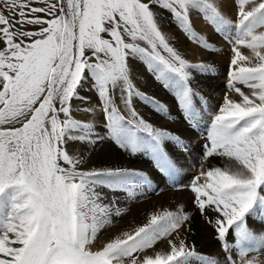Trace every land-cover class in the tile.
Segmentation results:
<instances>
[{"label": "snow or ice", "instance_id": "snow-or-ice-1", "mask_svg": "<svg viewBox=\"0 0 264 264\" xmlns=\"http://www.w3.org/2000/svg\"><path fill=\"white\" fill-rule=\"evenodd\" d=\"M248 3L254 6L245 10ZM154 9L168 12L185 34L193 12L222 29L232 27L218 0H0V264H113L122 257L140 264L141 250L181 226L179 214L153 215L95 249L99 221L110 215L95 189H124L143 177L120 167L81 170L83 156L67 148L98 138L92 123L73 116L72 101L86 81L100 97L109 135L131 154L158 153L161 140L171 135L153 129L132 105L135 97L156 102L135 89L129 59L148 63L191 114L197 94L190 87V69L211 66L186 61L169 43L174 37L162 32ZM237 16L228 87L240 100L225 94L212 116L211 147L204 153L234 159L236 170L211 167L201 173L204 183L193 178L190 191L219 239L235 228L241 240L256 242V248L241 249L243 256L264 249V237L257 239L245 226L248 215L264 217V31H257L264 29V0H239ZM190 39L199 37L194 33ZM237 45L252 55H243ZM117 91L128 117L120 113ZM77 110L84 117L95 111ZM168 243L170 253L146 256L142 264H192L200 258L183 240L179 246Z\"/></svg>", "mask_w": 264, "mask_h": 264}, {"label": "rangeland", "instance_id": "rangeland-1", "mask_svg": "<svg viewBox=\"0 0 264 264\" xmlns=\"http://www.w3.org/2000/svg\"><path fill=\"white\" fill-rule=\"evenodd\" d=\"M228 1H230L232 4L231 3L229 4V2H227V1H224L223 3L225 5L224 7L226 8V10H229L228 16H230V18L234 17V19L231 20L232 21V27L230 29H222L221 27H218L216 24L209 23V21L207 19H206V21H204L205 19L203 16L197 15V13L194 12V16H191V18L193 17V20L191 19V21L193 22L195 20L196 24L195 25L190 24L188 26V31L185 34V32L182 31L179 26H177V24H176L177 22L172 20L171 15L168 12L163 10V12H165V14H166L165 17L167 19H169V22L167 24L168 30L175 31L176 34L178 33L177 36H174V39H172V38L169 39L171 41L169 43L173 47H175L181 53L182 57L186 61H188L190 64L203 63L205 65L211 66L210 71H204V70L198 69V68L190 69V87H191L192 91L197 94L193 97V100H192L191 114L182 110V104L177 99L176 90L172 87L166 88L165 83H167V81H165L163 79L158 80L157 79L158 74L153 72V71H150V66L148 63H146L144 60H142L140 58H136V59H138L139 62L138 61L137 62H131L130 63L131 66L128 64V67L130 68V80L132 81L135 89L146 94L147 97L153 98L154 101L156 102V103H149L143 97H135L132 100V104H133L136 112L139 114V117H142L143 121H145V122H147V124L151 125L153 129H161V130H164L166 133L171 134L170 136H166L165 138H163L161 140L160 150L158 153H153L152 151H143V150L138 151V153H142V155L145 156L147 164L149 165L148 167L152 168V170L157 172L154 175V177L163 176L164 177L163 181L165 182V185L167 182L168 188L169 189L171 188L170 190L174 191L173 195L170 197V199L172 201L176 200L177 196H176L175 192L176 193L179 192L180 195L183 194L184 196H186L184 198V200L182 199L183 200V202H181L182 205L177 206V208L175 206V208L178 211L176 215H178V213H179V215L181 217L180 222H179L181 224V227H182L181 231L179 232L180 233V240L182 238L186 241L190 240L189 243H186L187 248L189 250H190V248H192V247H190V245L194 246V244L199 242L200 239L204 238V235H205L204 227H207L208 229L211 227V226H209L206 217L201 215L199 213V211H198V215H197L198 217L192 216L193 214L191 213L190 203H192L194 193H192L190 191V185L193 183L194 177H199V180L197 181L198 183H200V182L204 183V177L201 176V173L199 171L206 172L209 168L212 167V165H213L212 160H214V158L216 156H218V155H216L213 158L205 157V159H204L203 155H205L204 153L206 150V146H208L209 148L211 147L208 136H209L210 126L212 123V116L218 112L220 105L223 103V98H222V96H221V98L219 97V93L221 92L222 89H224L223 91H225V92L231 91V89H229V87H228L229 70H230V60H231L232 56L234 55V52L232 51V48L234 46V42H233L232 38L234 36H236V29H235L234 25L238 20L237 11H238L239 0H228ZM256 2H259V0H256ZM231 5H233V7L235 8L234 10H231V7H232ZM245 10H250V3L245 5ZM200 17H201V19H200ZM198 23L203 24L204 25L203 27L206 26V28L203 29L205 31H202V32L199 31V28L201 26L200 27L197 26ZM194 33L199 37L198 40L190 39V37H192ZM179 35H181V39H180ZM211 36H213L214 38L213 37L211 38ZM105 38H108L107 35L105 36ZM174 45H176V46H174ZM183 46H186V47H183ZM190 47L192 48L193 52L198 53V55H197L198 57H196L197 59L194 58L195 60L192 59V61H190L191 59H189V58L187 59V49H189ZM194 47H196V48H194ZM237 47H239V50L241 51V53L243 55H245L246 52L249 51L248 48H246L242 45H237ZM163 54L167 56V53H163ZM246 55L251 56L252 53L246 54ZM129 61H131V60H129ZM132 63H134V65H136L135 68L133 67ZM138 63H140V64H138ZM132 71H133V73H132ZM134 76L136 77V79H134L135 78ZM140 77H141V79H139ZM208 78H209V80H208ZM142 79H144V80H142ZM204 79H206V80H204ZM142 82H144V83H142ZM240 85H242V84H237V86H239V87H240ZM143 86L147 89L150 88V90H154L155 93H153V94L146 93L147 90L143 89ZM88 87H89V89H88ZM241 89H242V91L244 90V88H241ZM157 92H158V94H157ZM78 96L80 97L79 99H75L72 101L73 116L76 119H83L85 122L92 123L94 126L95 133L97 134V137H98V138L94 137V139L96 141L95 143L84 144L85 146H87V148L82 147V150H81L82 152H80V153H82L84 155H82V154H80V155L83 156L84 160L96 163V167L99 169L100 168H106V167L107 168L108 167L109 168H116V167L122 166L120 163H118V161H115L116 162L115 165L110 164L111 160H112L111 155L116 156V154H117V155L122 156V154H123V156H124V152L126 149L122 148L115 141V139H113L109 135L108 129L106 128L104 113L102 112L101 108L98 106V103H97L100 100V97H99L96 89L93 88L90 85V83L85 87L83 84H81V86L78 88ZM168 96H170V97H168ZM89 97L92 100H90ZM85 98H86V100H85ZM80 99H82V100H80ZM89 102H90V104H89ZM116 102H117V105L119 107L120 113L123 114L124 116L128 117L129 113L125 110L124 105L121 103V101L119 99V91H117V93H116ZM84 104H86V105H84ZM137 104H139V105H137ZM171 105H172V107H171ZM86 106L87 107L91 106V108L96 107L98 109V111H95L94 113H89L87 115V117H84L82 115V111H78L77 109L82 110ZM99 110L101 111L100 113H99ZM96 112H98V113H96ZM97 115L99 116L98 121L96 119ZM148 115H150V116H148ZM92 118L95 120H93ZM148 118H150L149 121H148ZM137 126L138 127H144L143 124H138ZM201 134H204V135H201ZM205 134H206V136H205ZM186 135L188 137H193L195 139V141L192 143L191 139L187 138ZM176 138L184 140L183 151H181L182 147L178 148V151L179 152L181 151L183 153V155L185 157L186 165L188 167V172L186 174L181 175V177H180L181 182L183 184H185L184 186L181 185L180 183H178L176 180V177L178 176V171L175 169V166H177V164H179L180 162L172 156V153H170V150H172L174 141H177ZM140 139L143 142H147L149 138L146 136V134L141 133ZM144 139H145V141H144ZM202 139H203V141H202ZM100 141H102L103 144L102 143L99 144ZM81 145H83V144H81ZM197 146H199L200 148H197ZM100 148H101L102 152L98 151V149L100 150ZM127 150L130 151V149H127ZM103 151L105 153H103ZM200 151H202V152H200ZM84 152H86V153H84ZM94 152H96V153H94ZM144 152H145V154H143ZM134 155H136V154H134ZM198 155H199V158H197V160H196V157ZM134 157L135 156H133V158ZM208 163L211 164L210 167L207 166ZM99 164L101 167H99ZM122 167H120V168H122ZM174 169H175V172L173 171ZM132 170H135L138 173H140L142 175L143 179L142 180L137 179L135 183L130 184L128 187H126L124 189H112V188H109L107 186L97 187L98 190L96 192L101 194V198L99 200V201H101V202H99L101 205H107L108 204L109 206H111V204H112L111 200H114V199L118 200L120 198H123V199H120L121 202H123V203H121L120 200L117 201L118 203L115 201L116 203L114 205H116V206L118 205V207L114 208V210H111L110 215H108L111 218V221L113 220V218L115 216L117 217V219L113 223L106 224V222L104 220L105 218L103 216L101 217L99 223L102 224L103 226L101 225L97 229L96 239L94 240V243H93L95 249L100 248L101 245L103 246L105 243H107L110 240L109 239V237L111 235L110 228L113 229L112 227H116L112 236L118 235V233L124 229L125 223H124V220L120 219V217H122V215L124 216V215L130 213V210L134 207L133 205H136V203L134 202V199L137 198L136 202L139 203L141 196H144L147 193H149L148 190H154V189H152V183H151V179L154 178L153 176L149 177L148 173L146 174V172H142V171H146L142 167L133 168ZM143 189H145V190H143ZM117 192H120V193L122 192V193H121V195H118V194H116ZM157 193L158 192H156V191H152V194H154V196H157ZM126 197H129L130 199L126 198ZM0 200H4V197H0ZM105 200H107V201H105ZM122 204H123V206H124V204H127L128 206L123 208ZM192 205H194V204L192 203ZM117 210L121 213L120 215H115V212ZM187 210H189L190 212H187ZM185 214L189 216L188 220H183V215H185ZM259 216L262 218L261 215H259ZM246 221H248L247 216L245 219V226H246L247 230L254 237H256L254 235L253 231H251L252 228L246 224ZM107 225L109 227H107ZM136 228L137 227H135L133 230H135ZM262 228H264V217L262 218V222L257 227V229L259 230L258 234H260L261 237H264V231H262ZM133 230L131 232H133ZM175 231H173V232H175ZM100 233L103 234L102 237L99 236ZM187 233L192 234L191 239L188 237ZM165 236H163L161 238H164ZM228 238L230 239L229 243H230L231 247L234 248L235 254H233L232 259L235 261L236 264H244L243 263L244 261L245 262H247V261L253 262L254 259H256V255H258V253H259V255L264 254V249H263V250H260L259 252L245 251L243 256H241V249L247 250L248 248H256L257 244L254 240L253 241L241 240L239 235L237 234L235 228H233L230 230V232L228 234H226V237L223 240L218 238L217 233H216V236L213 237L214 241H217V243L219 242L217 245V248L221 252V254L224 253L222 255V257L226 260H227V258H225L224 255H226L227 253L230 254L228 252V250H229L228 247H225L226 244H227L226 246H228ZM256 238L259 239V237H256ZM208 241H210V239ZM234 242L237 243V246H238L237 251H235L236 246L234 245ZM196 248L194 247L195 251L200 254V258L195 259L192 262L193 263L195 262V264H203V263L205 264V262H207L209 260V257H210L208 252L205 250H204L205 252L202 251V249L198 248L197 246H196ZM242 258L243 259L245 258V259L242 260ZM210 260H212V259L210 258ZM230 264H232V261H230Z\"/></svg>", "mask_w": 264, "mask_h": 264}, {"label": "bare ground", "instance_id": "bare-ground-1", "mask_svg": "<svg viewBox=\"0 0 264 264\" xmlns=\"http://www.w3.org/2000/svg\"><path fill=\"white\" fill-rule=\"evenodd\" d=\"M224 1H227V2H229V4L231 3L230 1H228V0H218V2H219V5H220V11H221V14L224 16V18L225 19H228V20H233L234 19V17H231L230 18V16H228V11L229 10H226V8L224 7L225 5H224ZM232 4V3H231ZM232 7H231V10H234L235 8L233 7V5H231ZM254 6V4L253 3H250V9H251V7H253ZM155 12H157L158 13V15H157V19H158V24H159V26H160V28H161V30H162V32L164 33V34H166L167 36H169V37H174V36H177L178 35V33L176 34V32L175 31H172V30H168V27H167V24H168V22H169V19H167L166 17H165V12H163V10L161 9H155L154 10ZM191 16H194V12L191 14ZM192 20H193V17L191 18ZM200 19H201V17H200ZM205 19V18H204ZM172 21V20H171ZM170 21V22H171ZM204 21H206V19L204 20ZM176 23V22H175ZM201 23V22H200ZM210 23V22H209ZM177 24V23H176ZM191 24H193V25H195L196 24V22H195V20L191 23ZM206 24V23H205ZM176 26V25H175ZM178 26V25H177ZM197 26H201L200 28H199V31L200 32H202V31H205V30H203L204 28H206V26L205 27H203L204 25L203 24H197ZM257 31H264V29H258ZM182 35V34H181ZM181 35H179L180 36V39H181ZM213 36H211V38H212ZM214 38V37H213ZM183 39V38H182ZM211 40V39H210ZM209 40V41H210ZM169 42H171L170 40H169ZM174 46H176V45H174ZM183 47H186V46H183ZM194 48H196V47H194ZM198 49V48H197ZM215 49V48H214ZM215 53V52H214ZM251 53V50L249 49V51H247L246 52V54H250ZM245 54V55H246ZM198 55V53L197 52H193L192 51V48L190 47L189 49H187V59L189 58V59H191L190 61H192V59L193 60H195L194 58H196V57H198L197 56ZM247 56V55H246ZM216 57V56H215ZM197 59V58H196ZM129 60H131V61H129ZM128 61V64L130 65V63L131 62H137L138 61V59H129ZM139 62V61H138ZM133 64V67L135 68V66L136 65H134V63H132ZM138 64H140V63H138ZM131 66V65H130ZM141 66V65H140ZM132 67V68H133ZM138 68V67H137ZM138 71V70H137ZM140 71V70H139ZM132 73H133V71H132ZM210 73V72H209ZM141 74V73H140ZM135 77V76H134ZM133 77V78H134ZM138 77V76H137ZM147 77V76H146ZM214 77V76H213ZM134 79H136V77L134 78ZM139 79H141V77L139 78ZM142 80H144V79H142ZM204 80H206V79H204ZM208 80H209V78H208ZM142 83H144V82H142ZM148 83V82H147ZM83 85H84V87L85 86H87L88 84H89V82H84V83H82ZM212 84V83H211ZM91 85V84H90ZM144 85V84H143ZM147 85V84H146ZM226 86V85H225ZM240 87L241 88H244V92L246 93V94H249L250 93V90L249 89H247V87L245 86V85H240ZM86 89V88H85ZM88 89H89V87H88ZM87 89V90H88ZM143 89H145V90H147V92L146 93H148V94H153V93H155V91L154 90H150V88H145L144 86H143ZM152 89V88H151ZM207 89V88H206ZM209 89V88H208ZM220 89V88H219ZM202 90V89H201ZM224 89H222L221 90V92L219 93V97L221 98V96H222V98H223V100H224V97H225V94L227 93L228 94V96H229V98L230 99H233V100H237V101H239L240 100V97H239V95L237 94V93H235L234 91H227V92H225V91H223ZM83 91V90H82ZM85 91V90H84ZM157 91V90H156ZM83 94V93H82ZM157 94H158V92H157ZM160 94V93H159ZM91 96V95H90ZM154 96V95H153ZM158 96V95H157ZM88 97V96H87ZM159 97V96H158ZM163 97V96H162ZM161 97V98H162ZM168 97H170V96H168ZM80 98V97H79ZM160 98V97H159ZM89 99L90 100H92L90 97H89ZM168 99V98H167ZM80 100H82V99H80ZM166 100V99H165ZM168 101V100H167ZM166 102V101H165ZM77 103V102H76ZM92 103V102H91ZM140 103V102H139ZM78 104V103H77ZM89 104H90V102H89ZM136 104V103H135ZM84 105H86V104H84ZM133 105V104H132ZM137 105H139V104H137ZM94 106V105H93ZM77 107V106H76ZM87 107V106H86ZM91 107V106H90ZM146 107V106H145ZM171 107H172V105H171ZM169 108V107H168ZM93 109H95V111H98V109L96 108V107H94ZM94 111V112H95ZM147 111V110H146ZM172 111V110H171ZM94 112H92V113H94ZM101 111L99 110V113H100ZM159 112V111H158ZM169 112V111H168ZM96 113H98V112H96ZM144 114V113H143ZM174 114V113H173ZM178 114V113H177ZM99 115V114H98ZM96 116V119H97V121L99 120V116ZM153 115V114H152ZM148 116H150V115H148ZM176 116V115H175ZM174 116V117H175ZM152 117V116H151ZM158 117V116H157ZM179 117V116H178ZM93 119V118H92ZM149 119L150 118H148V121H149ZM93 120H95V119H93ZM146 120V119H145ZM175 120V119H174ZM102 122V121H101ZM152 122V121H151ZM160 122V121H159ZM103 123V122H102ZM100 132V131H99ZM201 135H204V134H201ZM191 136V135H190ZM205 136H206V134H205ZM186 137L187 138H189V139H191V141H192V143L195 141V139L193 138V137H188L187 135H186ZM104 140V139H103ZM144 141H145V139H144ZM202 141H203V139H202ZM100 143H102V141H100L99 142V144ZM98 144V143H97ZM103 144V143H102ZM105 144V143H104ZM108 144V143H107ZM189 144V143H188ZM183 145H184V140L183 139H179L178 141H174V143H173V147H172V150H170V153H172V156L174 157V158H176L180 163L179 164H177V166H175V169L178 171V176L176 177V180H177V182L178 183H180L181 185H185V184H183L182 182H181V179H180V177H181V175H183V174H186L187 172H188V167H187V165H186V162H185V157H184V155H183V153L181 152V151H183ZM198 145V144H197ZM201 145V144H200ZM107 146V145H106ZM169 146V145H168ZM82 147H86L87 148V146H85L84 144L83 145H81L80 143H72V142H70L68 145H67V148H68V150H69V152L70 153H73V154H76V153H78V154H82V153H80V152H82L81 150H82ZM180 147H182V149H181V151L179 152L178 151V148H180ZM187 147V146H186ZM106 148V147H105ZM168 148V147H167ZM170 148V147H169ZM197 148H200L199 146H197ZM92 149V148H91ZM87 150V149H86ZM198 150V149H197ZM98 151H100V152H102L101 151V148H100V150L98 149ZM143 151H145V150H143ZM88 152V151H87ZM115 152V151H114ZM195 152V151H194ZM200 152H202V151H200ZM84 153H86V152H84ZM94 153H96V152H94ZM103 153H105L104 151H103ZM191 153V152H190ZM88 154V153H87ZM109 154V153H108ZM143 154H145V152L143 153ZM82 155H84V154H82ZM86 155V154H85ZM107 155V154H106ZM191 155V154H190ZM90 156V155H89ZM98 156V155H97ZM112 156V160H111V163L110 164H112V165H115L116 164V162L115 161H118V163H120L122 166H120V167H122V168H127V169H133V168H139V167H142L143 169H145L146 171H142V172H146V174L148 173L149 174V177L150 176H153L154 177V175L157 173L156 171H154V170H152V168H149L148 166V164H147V161H146V159H145V156L144 155H142V153H138V151L136 152V155H133V154H131V152L130 151H128L127 149L125 150V152H124V156H123V154H122V156L121 155H117L116 154V156H114V155H111ZM133 156H135L134 158H133ZM204 156V159H205V155H203ZM214 156H216V155H213L212 157H209V158H213ZM86 157V156H85ZM108 157V156H107ZM109 158V157H108ZM111 158V157H110ZM197 158H199V155L196 157V160H197ZM97 159V158H96ZM104 159V158H103ZM107 160V159H106ZM105 160V161H106ZM194 160V159H193ZM199 162V161H198ZM99 163V162H98ZM103 163V162H102ZM149 163V162H148ZM203 163V162H202ZM212 163H213V165H212V167H221L222 169H225V168H229V169H231V170H233V171H235L236 170V168H235V165H236V162L234 161V159H229L228 157H224V156H216L215 158H214V160H212ZM106 164V163H105ZM207 166H211V164L210 163H208L207 164ZM99 167H101L100 166V164H99ZM104 167V166H103ZM80 168L82 169V170H90V169H92V168H96V169H99V168H97L96 167V163H93V162H89V161H86V160H84V163L82 164V165H80ZM109 168V167H108ZM175 169L173 170L174 172H175ZM204 170V169H203ZM206 170V169H205ZM200 173H203V171L201 172V171H199ZM187 178V177H186ZM164 180V177L163 176H157V177H154L153 179H151V183H152V189H154V190H148L149 191V193H147L146 195H144V196H141V198H140V202L139 203H137L136 201V199H134V202L136 203V205H133L134 207L130 210V213H128V214H126V215H122V217H120V219L121 220H124V223H125V227H124V229L121 231V232H119L118 233V235H116V236H112V234H113V232H114V230H115V228L116 227H112L113 229H111L110 228V233H111V235H110V237H109V239H113V238H115V237H117V236H119V235H122L124 232H131L135 227H141V226H143L144 224H147L148 223V221L150 220V218H151V216H153V215H156V216H161V215H164V214H166V213H172L174 216L177 214V206H180V205H182V203L181 202H183V200H184V198L186 197V196H184L183 194H181L180 195V193L179 192H175V194H176V200L175 201H172L171 199H170V197L173 195V193H174V191L173 190H170L169 188H168V183L166 182V185H165V182L163 181ZM203 181V180H202ZM201 183V182H200ZM170 184V183H169ZM98 190V188H96L95 189V191H97ZM143 190H145V189H143ZM127 191V190H126ZM152 191H156V192H158L157 193V196H154V194H152ZM122 193V192H121ZM121 193L120 192H117L116 194H118V195H121ZM189 193V192H188ZM130 197V196H129ZM129 197H126V198H129ZM133 197V196H132ZM120 199H123V198H120ZM120 199H118V200H120ZM130 199V198H129ZM183 199V200H182ZM118 200H116V199H114V200H111V206H110V211L111 210H114V208H117L118 207V205L116 206V205H114ZM105 201H107V200H105ZM116 201V202H115ZM99 202H101V201H99ZM120 202H121V200H120ZM118 203V202H117ZM121 203H123V202H121ZM181 203V204H180ZM134 204V203H133ZM108 205V204H107ZM120 205V204H119ZM122 206H123V204H122ZM128 205L127 204H124V206H123V208L124 207H127ZM175 206H176V208H175ZM184 206V205H183ZM190 206H191V213L193 214L192 216L193 217H196L197 215H198V210H197V207L195 206V205H192V203H190ZM180 209V208H179ZM128 210V209H127ZM187 212H190L189 210H187ZM175 213V214H174ZM113 214V213H112ZM179 214V213H178ZM209 215L212 217V219H213V221L215 220V218H216V216H215V214L214 213H212V212H210L209 213ZM198 217V216H197ZM105 219V222H106V224H109V223H113L116 219H117V217L115 216L114 218H113V220L111 221V218L109 217V216H107V217H104ZM263 218V217H262ZM262 218L258 215V214H251V215H248L247 216V220L248 221H246V224L248 225V226H250L251 228H252V230L251 231H253V233H254V235L256 236V237H261V235L260 234H258V232H259V230L257 229V227L259 226V224L262 222ZM207 219V218H206ZM103 220V219H102ZM180 222V221H179ZM263 224V223H262ZM100 225H102V224H100ZM111 225V224H110ZM181 225V224H180ZM103 226V225H102ZM112 226V225H111ZM107 227H109L108 225H107ZM263 227V226H262ZM181 229H182V227L180 226L179 227V229H177L176 231L175 230H173V231H175V232H173L172 230H170L169 232H168V234L164 237V238H161L160 240H158V241H156L151 247H149V248H145V249H143V250H141L137 255H136V259L140 262V264H142V261H143V259L146 257V256H152L153 258L155 257V255L156 254H160V255H162V256H166L168 253H170V251H171V246L169 245V243H168V241L169 240H172L174 243H176V245L177 246H179V243H180V241L181 240H183V241H185L186 243H189V241L187 240H184L183 238L180 240V231H181ZM100 230V229H99ZM117 231V230H116ZM134 231V230H133ZM203 231V230H202ZM262 231H264V228H262ZM102 232V231H101ZM106 232V231H105ZM103 233V232H102ZM102 233H100L99 234V236L100 237H102L103 236V234ZM107 233V232H106ZM109 233V232H108ZM204 233H205V235H204V238H202V239H200V241L199 242H197L196 244H194L193 242V244H194V246L193 245H190V247H192V248H196V246L198 247V248H201L202 249V251H207L208 252V254H209V259L211 258L212 259V261H214L215 262V264H230V261H232V262H234V264H236L235 263V261L232 259V256H233V254H235L234 253V248H232L231 247V245H230V239L228 238V246H226L225 245V247H228V252L230 253V254H226V255H224L225 256V258H227V260L226 259H224L223 257H222V255L224 254L223 252V254H221V252L218 250V248H217V245H218V243H217V241H214V239H213V237L214 236H216V233H215V231H214V227H210L209 229L207 228V227H204ZM105 234V233H104ZM188 234V233H187ZM188 237L191 239V237H192V234H188ZM229 237V236H228ZM210 239V241H208ZM107 240V239H106ZM195 240V239H194ZM93 243H94V241H93ZM187 245V244H186ZM220 245V244H219ZM234 245L236 246L235 247V251H237L238 249V246H237V243H235L234 242ZM101 247H102V245H101ZM192 248H190V250L192 249ZM197 249V248H196ZM226 250V249H225ZM263 250V249H262ZM204 251V252H205ZM263 252V251H262ZM261 254V253H260ZM229 257L231 258V260H229ZM235 257V256H234ZM245 259V258H244ZM243 258H242V260H244ZM244 264L246 263L245 261L243 262ZM113 264H130V260H129V258H127V257H122V258H120V259H117V260H114V262H113ZM192 264H195V262L193 263L192 262ZM204 264V263H203ZM253 264H264V254L262 255H259V253H258V255H256V259H254V261H253Z\"/></svg>", "mask_w": 264, "mask_h": 264}]
</instances>
